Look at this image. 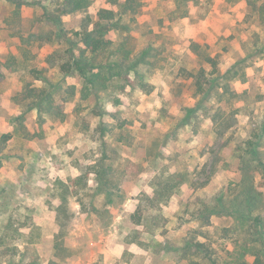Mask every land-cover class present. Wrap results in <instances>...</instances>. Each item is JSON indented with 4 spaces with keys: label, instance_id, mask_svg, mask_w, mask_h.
Here are the masks:
<instances>
[{
    "label": "rangeland",
    "instance_id": "374dc122",
    "mask_svg": "<svg viewBox=\"0 0 264 264\" xmlns=\"http://www.w3.org/2000/svg\"><path fill=\"white\" fill-rule=\"evenodd\" d=\"M87 1L0 0V264H256L264 0ZM101 9L95 62L127 79L94 91L75 62Z\"/></svg>",
    "mask_w": 264,
    "mask_h": 264
},
{
    "label": "trees",
    "instance_id": "16d2710c",
    "mask_svg": "<svg viewBox=\"0 0 264 264\" xmlns=\"http://www.w3.org/2000/svg\"><path fill=\"white\" fill-rule=\"evenodd\" d=\"M133 3L134 0H127L122 10L124 12L127 11V9L130 10V8L133 7ZM70 4L72 7V11H76L81 7H86L88 1L70 0ZM98 13L100 20L95 23V29H93L92 31L88 30L86 32H82L81 34V41L85 46V49L82 51L80 57L75 62V69H77L85 79L86 86L93 88L94 91L106 89L110 85V82L113 80L114 77L127 79V76H123L121 66L126 58V55L123 56L120 62L116 63L115 68L111 66L106 67L103 64H97L95 62L97 61L96 59L98 58V55L102 54L111 43L108 39H106V35L109 30L120 26V22L118 20L115 21L116 12L114 10L101 9ZM86 52L88 53V56H85ZM208 59L209 61L214 63V60L211 56ZM39 97L41 98L42 96L39 95ZM256 148L253 147V153L255 154V157L258 160L259 164L262 165V161L258 158L256 154ZM243 197L244 201L241 204H238L243 205V207L237 206V210L238 214L241 216H239V218L242 219V223L246 224L251 218L249 217V215H251L253 210H256L259 206V203L262 200V194L256 189L246 188L245 191H243ZM253 221L255 228H259V225L263 222V220L259 218V216L254 217ZM261 233L263 234L259 233L260 237L258 239H251V241L255 244H252L251 246L247 247L248 252L251 250L254 251L253 255H255L256 257V264H264V231ZM259 243L261 246H259ZM197 247L202 249L204 248V244L198 243Z\"/></svg>",
    "mask_w": 264,
    "mask_h": 264
}]
</instances>
